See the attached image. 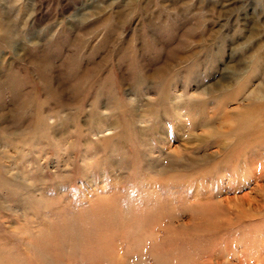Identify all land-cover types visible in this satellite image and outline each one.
Returning <instances> with one entry per match:
<instances>
[{
  "label": "rangeland",
  "instance_id": "obj_1",
  "mask_svg": "<svg viewBox=\"0 0 264 264\" xmlns=\"http://www.w3.org/2000/svg\"><path fill=\"white\" fill-rule=\"evenodd\" d=\"M258 93L264 0H0V264H264Z\"/></svg>",
  "mask_w": 264,
  "mask_h": 264
},
{
  "label": "bare ground",
  "instance_id": "obj_2",
  "mask_svg": "<svg viewBox=\"0 0 264 264\" xmlns=\"http://www.w3.org/2000/svg\"><path fill=\"white\" fill-rule=\"evenodd\" d=\"M253 95L252 102L249 101L247 103V107L239 111V120H233L229 123V125L226 124L229 126V130L227 132L223 131V129L219 132L220 137L224 138L225 141L230 140V145L233 144V147L229 148L230 154L233 153L235 155L245 153L247 155V153H252L255 149H264V140H260V138H264V95H260L259 93L257 95ZM258 99L261 102L259 103V106L255 103ZM223 127L225 129V126ZM230 130L233 131L232 133H234V135H236V139L234 140L233 138L234 142L230 139ZM252 138L254 141L250 142L252 141ZM247 169H249V167H247ZM257 188L260 189V185ZM245 198H247L246 195ZM214 206L217 207L216 205ZM207 209L209 208L200 210L199 215L203 218V220H207L208 222H212L217 218V216L224 214L222 211L218 212V210L214 211L212 209H210V211Z\"/></svg>",
  "mask_w": 264,
  "mask_h": 264
}]
</instances>
